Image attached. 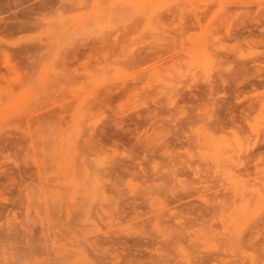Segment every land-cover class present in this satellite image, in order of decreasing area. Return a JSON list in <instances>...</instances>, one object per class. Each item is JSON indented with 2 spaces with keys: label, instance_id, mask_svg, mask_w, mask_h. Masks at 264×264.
<instances>
[{
  "label": "rangeland",
  "instance_id": "1",
  "mask_svg": "<svg viewBox=\"0 0 264 264\" xmlns=\"http://www.w3.org/2000/svg\"><path fill=\"white\" fill-rule=\"evenodd\" d=\"M0 264H264V0H0Z\"/></svg>",
  "mask_w": 264,
  "mask_h": 264
},
{
  "label": "bare ground",
  "instance_id": "2",
  "mask_svg": "<svg viewBox=\"0 0 264 264\" xmlns=\"http://www.w3.org/2000/svg\"><path fill=\"white\" fill-rule=\"evenodd\" d=\"M139 61L141 60V58L138 59Z\"/></svg>",
  "mask_w": 264,
  "mask_h": 264
}]
</instances>
